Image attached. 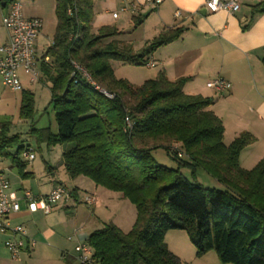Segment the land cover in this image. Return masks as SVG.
I'll return each mask as SVG.
<instances>
[{
	"label": "trees",
	"instance_id": "trees-1",
	"mask_svg": "<svg viewBox=\"0 0 264 264\" xmlns=\"http://www.w3.org/2000/svg\"><path fill=\"white\" fill-rule=\"evenodd\" d=\"M72 6L77 11L70 17ZM251 13L263 15L264 1L252 6ZM54 16L52 46L45 55L50 61L42 62L40 71L50 84L56 133L31 128L29 135L47 147L70 144L61 156L68 177H84L118 193L136 210L129 232L108 223L89 235L85 243L93 262L181 264L163 243L168 231L181 230L198 257L213 251L222 264H264V157L248 171L239 165L255 138L241 133L224 144L222 122L209 109L212 100L185 94L186 78L169 81L159 72L133 86L113 76L110 61L143 65L144 58L178 40L184 29H167L134 51L116 39L121 32L114 26L91 30L93 0H55ZM130 20L136 29L143 18ZM74 64L114 98L96 90ZM33 115L34 96L21 91L19 119ZM15 143L17 137L0 131V153ZM174 146L181 157L170 150ZM157 148L178 168L157 165L150 155ZM182 168L193 175L205 171L225 190L188 181Z\"/></svg>",
	"mask_w": 264,
	"mask_h": 264
},
{
	"label": "crops",
	"instance_id": "crops-1",
	"mask_svg": "<svg viewBox=\"0 0 264 264\" xmlns=\"http://www.w3.org/2000/svg\"><path fill=\"white\" fill-rule=\"evenodd\" d=\"M37 1L31 0L27 9L22 8V13L24 18H38L43 24L35 41L36 69L39 73L36 82L46 83L49 89L50 84L42 77L40 65L50 61L45 55L52 46L53 35L46 37L45 44L42 42L44 24L48 20H44L45 13L40 7L36 5L33 9ZM144 1L139 0L142 4L140 17L143 18L139 27L144 28L149 23L151 13L158 19L156 33L146 42L167 29H184L178 40L150 55L155 67L158 65L159 72H163L169 81L186 78L185 94L212 100L209 109L222 122L223 141L225 137L228 140L226 145L241 133H249L255 138V142L239 158L240 167L251 170L264 157V66L261 63L264 57V14L252 15L251 7L264 0H253L248 5L242 0L239 11L232 15L224 11L208 13L204 8L206 0H162L157 9L146 6ZM5 2L8 3L7 0H0V46L9 40L8 31L2 25V17L8 12L5 13ZM54 8L55 0H52L50 10L53 16ZM176 13L180 15L176 17ZM115 22L98 20L99 28H117ZM18 76L22 91H29L34 96L33 83L28 76L22 70H19ZM216 79L229 83L230 88L222 94L208 89L206 83ZM20 103L21 92H13L0 78V131L5 132L8 138L17 137V143L21 140L19 124L26 121L19 119ZM11 127L16 131L14 135H11ZM31 128L36 129L32 124ZM31 128L27 132L29 137ZM8 148L0 153V166L5 170L11 191L18 199L24 191L46 196L55 186L63 187L69 197L59 201L49 213L29 212L25 203L20 201V210L9 216V224L22 226L34 244L27 245L19 260L14 261L6 249V243L13 239L12 235L0 234V264H77L74 247L85 243L93 231L108 224L96 216V210L109 203H117L121 195L92 186L80 177L70 179L61 159L65 149H61L60 159L42 165L36 162V155L34 161L27 164L17 158V152L9 153ZM85 188H90L91 193ZM88 199H92L94 204H88ZM82 204L91 211L86 212Z\"/></svg>",
	"mask_w": 264,
	"mask_h": 264
},
{
	"label": "rangeland",
	"instance_id": "rangeland-1",
	"mask_svg": "<svg viewBox=\"0 0 264 264\" xmlns=\"http://www.w3.org/2000/svg\"><path fill=\"white\" fill-rule=\"evenodd\" d=\"M250 1L253 0H245V4L248 5V2L250 3ZM11 2L19 3L21 4L23 9H27L29 7L28 4L31 3V0L8 1L6 8H4L5 13L9 9ZM117 3V0H93L94 18L90 24L91 30L93 32H96L99 29L98 20H113L111 18V12L113 10H118L119 4ZM36 5L40 7L45 13V15H43L44 20H48L46 24H44L42 33L43 37H41L42 42L45 44L47 40L46 37H51L55 28V22L51 21L55 20L53 13L50 10L52 0H38L37 3L33 5V9H35ZM244 7L245 5L243 6V8ZM149 20V23L144 28L137 27L136 29H134L133 23L130 20V16L121 15L118 20H115L116 26L121 32V34L116 39L122 44L130 45L134 49V51H139L146 42V39H151V37H153L154 35L153 33L157 29L156 20L158 19L153 13L149 15ZM147 61H152L151 56L144 58L143 65L110 61V66L115 79L126 80L133 86H140L144 81L153 79L156 74L159 73L158 65L154 68L146 67L145 63ZM98 86L104 89V86L100 84ZM33 91L35 96L33 118L19 124V127L21 128V140L18 143L12 144L10 148L7 149V151L11 154H16L17 152V158L22 159L21 152L24 147L29 145L30 148L35 151V155L37 156V159H35L36 162L44 165V162L60 159L61 149H70L71 145L65 144L62 146L47 147L44 143L37 144L33 138H30L27 135L29 128H31V124L36 129L49 128L52 133H56L55 113L50 104V93L46 83H33ZM108 94L111 95L110 93ZM12 129L13 128L11 127V135H14L16 131ZM227 141L228 140L225 137V140L223 141L224 144H226ZM171 148L173 147H170V150ZM5 152L6 150H4V153ZM150 155L155 163L159 166L173 170L178 168L177 161L167 155L166 151L163 148L152 150ZM180 172L188 181L197 183L202 187L220 191L225 190V187L222 184H220L218 181H216L201 169H197L194 172V175L192 174L190 169L186 168L180 169ZM80 178L93 186L89 179H86L84 177ZM85 190L91 193L90 188H85ZM118 198H120V201H118L117 203H109L108 205H104L102 209H98L100 212L96 210V216H100V218H102L107 223H113L122 232L127 233L132 229L135 223L136 210L128 200L123 199L122 196ZM82 208H84L86 212L91 211L84 204H82ZM163 243L166 246L167 250L173 256H175L181 264H222L219 262L216 254L213 251H209L205 255L198 257L196 255V249L194 245L184 231H168L164 237Z\"/></svg>",
	"mask_w": 264,
	"mask_h": 264
},
{
	"label": "built area",
	"instance_id": "built-area-1",
	"mask_svg": "<svg viewBox=\"0 0 264 264\" xmlns=\"http://www.w3.org/2000/svg\"><path fill=\"white\" fill-rule=\"evenodd\" d=\"M242 0H206L204 8L208 13H217L219 11L227 12L232 15L239 11ZM119 4L118 10L111 12V18L118 20L121 15L130 17L140 16L141 5L139 0H117ZM162 0H145L146 6H152L154 9L161 4ZM76 7L72 6L67 10L68 16L76 14ZM180 14L176 13L178 17ZM2 25L8 31L9 40L5 45L0 46V78L2 83L13 92H21L22 86L18 76L19 70H22L28 76L29 81L34 83L39 79V73L36 69L35 57V41L43 27L38 18L26 19L22 13V6L19 3L11 2L8 12L2 17ZM146 67L154 68L153 61H147ZM74 66L80 70L83 77L96 90L101 92L109 99H113L114 95H109L104 89L100 88L93 82L90 76L76 64ZM208 89L214 90L220 94L226 92L230 88V84L221 79H216L206 83ZM128 129L131 128L128 118L125 119ZM172 152H176L178 157L181 153L176 147L171 148ZM22 159L30 164L35 159L33 149L25 147L21 152ZM68 192L61 186H55L46 196H35L28 191H24L18 199L11 191V186L6 178V172L0 166V234H11L13 239L6 243V249L10 258L18 261L20 254L34 243L27 236L22 226H11L9 224V216L20 210V201L26 205L29 212L42 211L49 213L55 205L63 198H68ZM88 204H94L92 199L86 201ZM75 260L77 264H95L92 260V251L86 243H79L74 247Z\"/></svg>",
	"mask_w": 264,
	"mask_h": 264
}]
</instances>
